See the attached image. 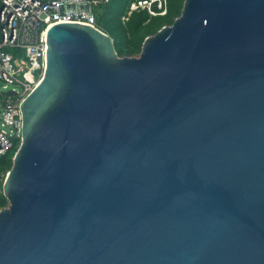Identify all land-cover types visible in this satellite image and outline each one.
I'll return each mask as SVG.
<instances>
[{
    "label": "water",
    "instance_id": "1",
    "mask_svg": "<svg viewBox=\"0 0 264 264\" xmlns=\"http://www.w3.org/2000/svg\"><path fill=\"white\" fill-rule=\"evenodd\" d=\"M47 37L0 264H264V0H184L137 56Z\"/></svg>",
    "mask_w": 264,
    "mask_h": 264
},
{
    "label": "built area",
    "instance_id": "2",
    "mask_svg": "<svg viewBox=\"0 0 264 264\" xmlns=\"http://www.w3.org/2000/svg\"><path fill=\"white\" fill-rule=\"evenodd\" d=\"M109 1L0 0V80L6 89L0 92V157L21 140L20 105L46 67L48 29L59 22H77L104 31L97 16ZM167 5L168 0H131L122 20L138 10L165 15ZM10 90L14 93L7 94Z\"/></svg>",
    "mask_w": 264,
    "mask_h": 264
},
{
    "label": "trees",
    "instance_id": "3",
    "mask_svg": "<svg viewBox=\"0 0 264 264\" xmlns=\"http://www.w3.org/2000/svg\"><path fill=\"white\" fill-rule=\"evenodd\" d=\"M131 0H110L106 7L113 5L117 8V14L110 17L108 22L112 23L106 31L113 39V46L118 55H133L139 52L142 42L146 36L154 34L161 26L171 23L180 14L184 0H168L167 12L165 15L150 16L145 10L133 11L127 20L122 17L126 15ZM103 12L98 14L97 21L102 27L100 19H103ZM120 41L118 44L117 41ZM18 142L6 154L0 157V177H4V168L10 163ZM6 203L5 196L0 194V205Z\"/></svg>",
    "mask_w": 264,
    "mask_h": 264
},
{
    "label": "rangeland",
    "instance_id": "4",
    "mask_svg": "<svg viewBox=\"0 0 264 264\" xmlns=\"http://www.w3.org/2000/svg\"><path fill=\"white\" fill-rule=\"evenodd\" d=\"M113 5H111V6H109V8H107L106 6H101L100 7V11H101V13L103 12V19H100V21H101V23H102V29L104 30L103 32H106V33H108L107 31H106V28L107 27H110L111 25H112V23H109L108 22V20H109V18L110 17H113L115 14H117V8L116 7H112ZM168 24H170V23H168ZM167 25V24H166ZM109 34V33H108ZM110 35V34H109ZM117 41V40H116ZM120 41H117L116 43L118 44ZM140 51V50H139ZM138 53L139 52H136V53H134L133 55H135V56H137L138 55ZM124 55H127V54H124ZM124 55H119V56H124ZM3 82L0 80V92L1 91H3V92H6V89H3ZM11 86L9 85V87L8 88H10ZM19 144V143H18ZM18 147V146H17ZM13 157V156H12ZM11 165H12V158L10 159V163L7 165V166H5V168H4V177H0V187L2 188L3 187V181L5 180V178H6V175H7V173H8V170L10 169V167H11ZM5 200H6V203H4V205L3 206H1L0 205V208L1 207H4V206H6L7 205V199H6V197H5Z\"/></svg>",
    "mask_w": 264,
    "mask_h": 264
},
{
    "label": "bare ground",
    "instance_id": "5",
    "mask_svg": "<svg viewBox=\"0 0 264 264\" xmlns=\"http://www.w3.org/2000/svg\"><path fill=\"white\" fill-rule=\"evenodd\" d=\"M43 74H44V72L42 73L41 78H42ZM41 78H40V80H41ZM40 80H39V81H40Z\"/></svg>",
    "mask_w": 264,
    "mask_h": 264
}]
</instances>
